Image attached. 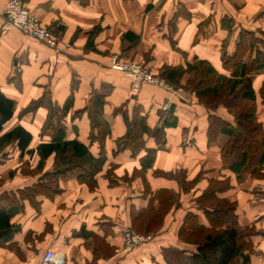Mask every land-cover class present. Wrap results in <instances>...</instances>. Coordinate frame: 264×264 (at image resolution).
<instances>
[{"label":"crops","instance_id":"crops-1","mask_svg":"<svg viewBox=\"0 0 264 264\" xmlns=\"http://www.w3.org/2000/svg\"><path fill=\"white\" fill-rule=\"evenodd\" d=\"M8 1L0 0V92L15 101L16 109L1 136L22 126L32 134L30 149L36 151L52 142L42 135L49 110L29 108L45 98L63 109L71 99L62 119L66 139L85 145L95 158L103 154L105 164L94 190L70 176L59 180L57 194L23 200L24 210L10 220L20 231L0 240V264H42L48 251L63 256L66 264H166L164 249L196 251L179 239V231L188 213L208 226L196 200L210 182L226 180L230 188L220 198L237 205L240 227L253 232L248 238L253 246L250 264H264V165L261 177L246 175L241 180L223 167L225 139L209 144V111L185 90L188 73L177 93L148 84L134 93L132 79L111 68L119 56L161 77L166 69L186 70L188 64L203 61L230 77L224 56L235 53L242 31H264V0H91L88 5L79 0H24L59 41V53L18 30L3 32ZM98 27L89 48L90 35ZM252 84L256 120L264 134V72L254 76ZM97 95H105L103 117L110 126L103 149L91 139L86 111ZM172 106L177 125L165 129L160 146L154 134L160 128V112ZM216 114L232 122L224 108ZM125 115L130 121L145 117L151 130L135 156L131 150L116 153L117 142L128 131ZM151 151L153 163L144 170L143 160ZM40 162L37 152L22 156L16 144L0 150V209L55 172V155L42 168ZM160 191L174 193L178 203L153 233V242L127 251L123 229L136 230L142 211L160 208L155 196Z\"/></svg>","mask_w":264,"mask_h":264},{"label":"trees","instance_id":"trees-1","mask_svg":"<svg viewBox=\"0 0 264 264\" xmlns=\"http://www.w3.org/2000/svg\"><path fill=\"white\" fill-rule=\"evenodd\" d=\"M79 1L82 5H88L91 0ZM100 30L98 27L91 33L89 48H93V37ZM137 41L135 37V42ZM223 64L225 70L231 71L230 77L218 74L209 63L203 61L188 64L186 70L166 69L161 77L179 89L184 75L188 73L192 76L185 90H190L199 103L209 111V144L225 139L221 147L223 167L236 174L240 180L246 175L261 177L264 165V134L262 125L256 120V93L252 82L254 76L264 72V31L259 34L242 31L235 53L231 56L225 55ZM92 102V106L86 110L89 111L92 124L91 139L100 142L103 149L105 139L110 134V126L103 117L105 95H97ZM71 104L70 99L63 109H59L44 98L29 108L32 111L40 106H47L49 110L42 135L50 136L52 142L39 145L35 151L30 149L32 134L22 126H17L1 136L6 124L14 117L16 103L0 92V150L16 144L22 156L26 154L32 156L37 152L41 157V168L53 155L57 164L55 172L46 174L42 183L20 191L18 197L20 200L14 195L9 207L0 209V240H9L20 231V227L12 225L10 220L24 210L23 200L29 199L33 202L40 194L47 196L57 194L60 179L74 176L92 190L97 188L95 177L102 171L105 157L102 154L101 157L95 158L85 145L66 139L62 119L68 113ZM220 108L227 111L232 117V122L216 114ZM137 111L139 114V109ZM125 121L128 131L124 138L117 142L116 153L131 150L135 156L144 148V135L151 130L145 117L130 121L125 115ZM176 125L177 117L173 106L167 111L160 112V128L154 133L159 139L160 146L163 145L164 140H161V137L164 136L165 129ZM154 155L155 151H151L144 158L142 163L144 170L153 163ZM109 176L111 177V174ZM196 182L197 180L190 184L195 185ZM229 188L227 180L210 182L208 189L196 200L198 209L204 213L208 221V226L200 223L198 215L188 213L179 231V239L196 246V251L164 249L166 264H237L240 259L243 264H250L253 246L248 242V238L253 232L251 229L240 227L236 215L237 205L220 198V194ZM155 196L160 202V208L142 211L138 220L136 219V222L139 221L138 228L148 234L157 232L162 227L165 217L178 203L177 196L168 191H160Z\"/></svg>","mask_w":264,"mask_h":264},{"label":"built area","instance_id":"built-area-1","mask_svg":"<svg viewBox=\"0 0 264 264\" xmlns=\"http://www.w3.org/2000/svg\"><path fill=\"white\" fill-rule=\"evenodd\" d=\"M5 22L2 27L3 32L18 30L24 35L36 39L45 44L55 52H60L59 41L54 37L51 30L44 27L27 8L24 0H9L5 9ZM111 68L122 72L132 79V92H138L143 84L158 86L169 92L177 93V89L168 84L161 77L154 76L148 71L144 64H134L124 62L117 56L112 59ZM181 91V90H178ZM124 247L127 251H134L150 243L151 236L139 235L130 228L122 231ZM42 264H66L63 256L52 251L45 253Z\"/></svg>","mask_w":264,"mask_h":264},{"label":"rangeland","instance_id":"rangeland-1","mask_svg":"<svg viewBox=\"0 0 264 264\" xmlns=\"http://www.w3.org/2000/svg\"><path fill=\"white\" fill-rule=\"evenodd\" d=\"M121 58H122V57H121ZM122 59L124 60V62L134 63V64H139V63H135V62H132V61L126 60V59H124V58H122ZM157 77H159V76H157ZM161 78H162V77H161ZM162 79H163V78H162ZM189 80H192V76H190V77L188 78L187 84H188ZM189 92H190V90H189ZM205 102H208V101L205 100ZM158 231H159V230H157V232H158ZM135 232H136L137 234H139V235L151 236L153 240L155 239L153 233H156V232H153V233L148 234V233H145V232H143L142 230H140V227L138 228V230L136 229ZM153 240H152V241H153ZM105 253H108V255H111V254H112L111 250H109V249H107V250L105 249ZM237 264H243V262H239V261H238Z\"/></svg>","mask_w":264,"mask_h":264}]
</instances>
